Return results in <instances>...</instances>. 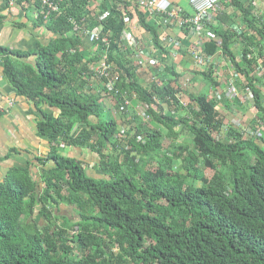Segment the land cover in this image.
Masks as SVG:
<instances>
[{
  "label": "trees",
  "instance_id": "16d2710c",
  "mask_svg": "<svg viewBox=\"0 0 264 264\" xmlns=\"http://www.w3.org/2000/svg\"><path fill=\"white\" fill-rule=\"evenodd\" d=\"M226 1L215 17L219 25L207 24L198 37V50L205 61L220 56L244 75L245 83L236 84L254 100L256 131L264 123L257 77L264 22L254 0ZM32 2L16 0L20 7ZM35 6L41 14L39 0ZM36 25L54 35L48 46L24 53L0 45V57L18 95L52 110L38 130L53 147L37 159L38 177L27 164L10 169L0 182V264H264V132L250 137L229 126L225 140L214 136L225 129L221 104L227 108L225 102L232 101L226 93L223 103L212 97L221 87L214 61L200 72L204 91L184 88L172 49L162 43L163 21L127 0H63L60 13L48 22L40 15ZM137 25L150 35L155 53L149 86L142 83L146 73L135 64L136 51L122 40L128 28L138 39ZM99 26L110 48L89 41L87 31ZM183 31L182 50L192 56L190 25ZM104 53L112 77L121 80L113 96L121 120L103 112L101 93L91 89L93 77L105 83L93 69ZM33 56L35 65L27 63ZM133 99L149 106L151 125L127 129L123 121ZM60 145L98 154L102 177L62 155ZM210 167L215 174L208 178ZM63 204L76 212L77 221L60 216Z\"/></svg>",
  "mask_w": 264,
  "mask_h": 264
},
{
  "label": "crops",
  "instance_id": "0c3cea01",
  "mask_svg": "<svg viewBox=\"0 0 264 264\" xmlns=\"http://www.w3.org/2000/svg\"><path fill=\"white\" fill-rule=\"evenodd\" d=\"M170 1L173 6L183 10V16L194 15L191 0ZM251 2H253L255 8H261L264 0ZM233 10V8H230V13ZM38 13L39 11H37L33 2L25 4L24 7L17 4L15 7H9L4 0H0V16L4 17L0 21V45L24 53L37 51L39 45L48 46L54 35L47 28L36 25ZM214 25L218 26L219 21L215 20ZM168 33L176 34L180 38L185 35L177 27L168 30ZM162 34L165 35L164 29H162ZM182 39H184V36ZM189 40L192 42L189 48L192 49V46L194 47L193 43L199 39L192 36ZM90 49V54L93 56L95 53H92V50H95V48L90 46ZM189 57L191 56L189 55ZM35 60L36 57L33 56L29 58L27 63L35 65ZM100 86V83L93 77L91 79V89L95 93H99L100 88H102ZM0 100L3 107L7 111L9 110V112L6 111L0 114V182L5 179L10 169L17 166H26L27 164L33 165V173L38 177L41 175L42 169L36 161L38 158L46 157L53 147L39 133L38 124L45 118L46 113L52 114V110L47 105L37 107L33 101L18 95L17 90L6 78L4 58L2 57H0ZM9 103L13 104L12 107H9ZM104 111H106V114L109 111L116 112V107L112 108L104 105ZM54 112L58 114L55 110ZM93 120L96 121V118H93ZM60 150L61 153L65 154L64 156L84 162L89 174L96 173L97 176L100 175L96 169L100 161L98 154L90 150L65 147L64 145H60Z\"/></svg>",
  "mask_w": 264,
  "mask_h": 264
},
{
  "label": "rangeland",
  "instance_id": "374dc122",
  "mask_svg": "<svg viewBox=\"0 0 264 264\" xmlns=\"http://www.w3.org/2000/svg\"><path fill=\"white\" fill-rule=\"evenodd\" d=\"M263 4H262L261 8L260 7L256 8V11H258V13L261 14L262 21L264 22V6H263ZM232 13L233 14L235 13V9L233 10ZM174 28L175 27H170L167 29L170 30V29H174ZM136 29H138L137 30L138 35L141 38V43L143 44V46L145 48V49L144 48L143 49L145 50L146 55L151 59L150 62L153 63L154 62V52H153V48H152V39H151L150 35H148L146 32L142 33V31H141V29H139L138 25H137ZM183 34H185V32H183ZM183 36L185 38V35H183ZM183 36H182V38H183ZM182 38H180L176 34H170L169 35L166 31H165V35H162L163 42H164V39L167 40L164 42V44L166 46H168L169 44L173 45V46H171L173 48V50L178 52V56H177L178 59H173V63L176 65L177 70L180 73H183L182 79L180 80L181 85L183 87L185 85L184 88L188 89L192 93H198V92L204 91L205 90L204 77L201 76L200 72L203 70L207 71V69L211 65H206L205 63L199 64L195 60V56H193V51H194L193 46H192V49L188 47V50H187L188 52H190L192 54L191 57H189V54L187 55L186 53H184L182 50V47H183L182 46L183 45L182 44L183 43ZM172 40H175V42L179 43L180 46L175 47L174 43H172ZM196 43H197V47H199L200 44L202 43V41L198 40ZM194 53H195V51H194ZM182 60H184L183 63H182ZM135 62L141 68H145L146 64L148 67V63H146V62L144 64H139V62L136 60V56H135ZM258 64L260 66H262V69L257 71V77L260 79L259 87L263 91V94H264V72H263L264 71V57L259 58ZM214 65L216 66V69H217L216 75H219L218 78H219V82L221 83V87H219L220 92L226 93V94H228V96L231 92V88L229 85L230 79L227 77V73L231 74L233 72L234 76L238 80H241L242 83H245L244 82L245 81L244 75L236 72V70L230 65V61H224L222 59V57L219 56V57L215 58ZM236 73L238 75H236ZM253 75H255V73ZM141 79H142L143 85L149 86V83L151 81V75L149 74L148 76L142 77ZM237 79H235V86L237 88L236 92L240 98L237 96L236 97V99H238L237 101L232 100L229 103L226 101L225 104H228L227 108L222 104L220 106V111L225 116V118H226L225 122L226 123H225V129H224L222 134H219V133L214 134V136L219 140L220 139L225 140V137H226V131L225 130L228 129L229 126H234V125H236L238 127L237 130L239 132H243L245 134H248V136H250V132H252L250 124H255V119L258 116V112L254 106V102H253L254 100L251 99L249 91H246L243 88L239 89L237 84H236ZM103 87H104V84H103ZM103 87L100 88L101 92L104 91ZM117 89H119V88H117ZM185 100H186V102L190 101L187 97L184 98V101ZM116 102H117V100L112 98L109 95V97H107V99H105L103 101V104L105 103L107 106L113 108V107H116ZM130 103H132L131 107H130V113L128 114V119H130V120L128 121V119H125V121H123L124 123H126V125L128 124L127 129L129 127H132V126L135 128L138 126L140 127L141 125H144L145 123H146V125L147 124L151 125L148 121H146V120H148V117L145 118L146 114L148 113L146 108L143 105H139V103L136 102L135 99L131 100ZM159 112L164 113L165 111L159 110ZM110 113L113 115V112H110ZM136 117H140V119L138 118L135 120ZM114 118H116L118 120L122 119V117H120V114L117 110H116V113L114 115ZM151 118H152V116H151ZM126 125L125 126L121 125V129L126 127ZM131 135H134V134H131ZM185 137H186L185 134H182L180 136L179 141L183 142ZM165 147L167 149L170 147L169 141L165 142ZM191 147L194 148L193 146H191ZM61 154L65 155L63 152ZM154 166L155 167L158 166V163L154 162ZM180 167H181V164H179V165L177 164L176 170L178 171V168H180ZM180 172L183 174L187 173V171L185 169H182ZM205 172H206V176L208 178L213 177L215 174V170L211 167H210V169L205 170ZM92 174H94V173H92ZM96 176H97V174H96ZM98 176L102 177L101 175H98ZM195 185L200 187L202 185V183L196 182ZM43 187L44 186H40V190L43 189ZM59 210H60L59 214L61 217H65V218H69V219L71 218L74 221L78 220V217L76 216V212L70 206L63 204L59 207ZM59 223L62 224L63 222L59 221ZM117 253H118V251H116V254Z\"/></svg>",
  "mask_w": 264,
  "mask_h": 264
},
{
  "label": "built area",
  "instance_id": "2783aa9c",
  "mask_svg": "<svg viewBox=\"0 0 264 264\" xmlns=\"http://www.w3.org/2000/svg\"><path fill=\"white\" fill-rule=\"evenodd\" d=\"M4 1L9 5V7H15L16 5V0H4ZM35 1L36 0H34L33 3H35ZM39 1L42 4L41 14H39V16L43 15L47 20V22L54 14L60 13L63 0H39ZM127 1L131 2L134 5L140 6L148 16L160 17L166 25L173 27L176 26L178 28H183L185 25H190L191 36L198 38L201 36L202 31L204 30L203 26L206 23H211L214 17L219 12L225 9L226 0H191L192 7L195 11L194 16L191 18H185L182 15L183 13L182 9L172 7V4L169 0H127ZM79 28L80 26L76 25V29L79 30ZM235 29L238 34H240L243 30L242 27L240 26H236ZM103 30H104L103 26H99L98 28L88 30L87 31L88 39L93 44L102 43L106 48H110L111 46L110 38L102 37ZM122 40L124 42V45L127 44L128 46L134 48V50L136 51V60L139 62V64H144L145 62L148 63V67L146 64V67L143 69H146L147 72H150L149 67L155 66V64L154 62L153 63L150 62L151 59L146 55V52L141 49V44H142L141 41H139V39H137V37L133 35V31L130 28H128L124 32ZM165 41L167 40L164 39V42ZM172 43H174L175 47L180 46V44L176 43L175 40H172ZM168 46L170 47L172 45L169 44ZM193 48L196 49L198 47L194 46ZM171 56L174 59H178L177 57L178 52L173 50V48L171 50ZM193 56H195V60L199 64L205 63L206 65H209L214 61V59H210V58H208L210 59L209 61H205L206 59L200 55L199 50H196L195 53H193ZM111 71H112V65L109 61V56L107 53H104L102 57H100V60L97 63L96 72L98 74V78L107 80L106 88L108 92H113L115 90L117 82L120 80L118 76L112 78ZM231 74L233 76L232 79L229 80L231 92L229 96L228 94L226 96L229 99L234 100L238 96L235 86V79L237 78L234 76L233 72ZM236 75L238 74L236 73ZM249 94L252 99L250 91ZM216 96L220 101L223 100L222 92L217 91ZM12 105H13L12 103H9V107H12ZM147 108L149 107L147 106ZM6 111L7 110L3 107V103L0 100V114ZM7 112H9V110ZM252 126H251L252 132H250V137L263 135L264 123H262L259 126V128L256 127V131ZM234 127L238 128L236 125H234ZM246 136H248V134H246Z\"/></svg>",
  "mask_w": 264,
  "mask_h": 264
},
{
  "label": "clouds",
  "instance_id": "9594fccd",
  "mask_svg": "<svg viewBox=\"0 0 264 264\" xmlns=\"http://www.w3.org/2000/svg\"><path fill=\"white\" fill-rule=\"evenodd\" d=\"M170 1V0H169ZM171 2V1H170ZM226 3H227V1L225 2V5H226ZM172 4V3H171ZM192 5V4H191ZM172 7H174V8H179V7H175V6H173L172 5ZM194 10V9H193ZM183 11V10H182ZM228 12L230 13V8L228 9ZM39 14H40V12L38 13V17H39ZM194 14H195V11H194ZM231 14V13H230ZM182 15H183V13H182ZM194 15H192V16H190V17H188V18H191V17H193ZM217 16V15H216ZM215 16V17H216ZM185 17V16H184ZM214 17V19H213V21L211 22V23H214L215 22V20H216V18ZM151 18H153V19H158V18H160V17H151ZM186 18V17H185ZM162 20V19H161ZM163 21V20H162ZM164 23V22H163ZM207 24H209V23H206L205 25H204V29H206L207 28ZM164 25L166 26L165 28H163L167 33H168V29L167 28H170V27H173V26H169V25H166L165 23H164ZM236 26H239V25H236ZM235 26V27H236ZM175 28H176V26H174ZM185 27V26H184ZM183 27V28H184ZM234 27V28H235ZM241 27V26H240ZM178 28V27H177ZM183 28H179L180 30H182L183 31ZM184 32V31H183ZM182 32V33H183ZM160 34H161V37H162V30H160ZM169 34V33H168ZM170 35V34H169ZM139 37V36H138ZM187 36H186V34H185V38H186ZM184 38V39H185ZM139 39V41H141L140 40V37L138 38ZM162 43H163V39H162ZM143 44H141V49L142 50H144L145 48H144V46H142ZM164 45V44H163ZM165 46V45H164ZM144 49H143V48ZM165 48H169V49H171V47H166L165 46ZM196 50H198V48H196V49H194V51H196ZM145 51V50H144ZM194 51H193V53H194ZM155 54V53H154ZM96 55V54H95ZM173 58V57H172ZM174 59V58H173ZM99 60H100V58H99ZM98 60V61H99ZM110 61V60H109ZM98 63V62H97ZM111 63V62H110ZM135 64H136V62H135ZM111 65H112V63H111ZM136 66H138L137 64H136ZM162 66V65H161ZM160 66V67H161ZM158 67V66H157ZM96 68H97V64L96 65H94L93 66V69H94V71L96 72ZM112 68H113V65H112ZM154 68V66H150L149 67V71L150 72H147V70L146 69H143V68H141L140 70H139V72L140 73H146L147 75L146 76H148L149 74L151 75V80H152V78H153V74L151 73V70L150 69H153ZM200 68V67H199ZM113 71V70H112ZM112 71H111V73H112ZM111 77H112V74H111ZM114 77H116V76H113L112 78H114ZM100 79V78H99ZM120 79V78H119ZM105 79H100V81H104ZM120 81L121 80H119L118 82H117V85H116V87H115V90L113 91V92H108L107 91V88H106V83H107V80H105V83H104V87H103V84H102V87L104 88V91L103 92H101V90H100V92L99 93H101V96H102V103H103V101L105 100V99H107V97H109V95L112 97V98H114L113 96L115 95V92H116V89H117V86L119 85V83H120ZM102 83V82H101ZM216 92L217 91H213V94H212V97H217L216 96ZM97 95H98V93H96ZM224 97V96H223ZM218 98V97H217ZM115 99V98H114ZM223 103V102H222ZM128 104H130V102H128ZM103 105H106L105 103L103 104ZM144 106V105H143ZM145 108H146V110H147V112H148V110H149V108H147V105L146 106H144ZM149 107V106H148ZM116 110L118 111V109H117V105H116ZM111 112H113V116L115 115V111H111ZM148 117V120H146V121H148V122H150V120H152L151 119V116L147 113L146 114V117L145 118H147ZM146 124V123H145ZM121 131H126L125 133L126 134H129V131L128 130H126V128L124 127V128H122L121 129ZM63 146V145H62ZM65 146V145H64ZM66 147V146H65ZM88 171V170H87Z\"/></svg>",
  "mask_w": 264,
  "mask_h": 264
}]
</instances>
